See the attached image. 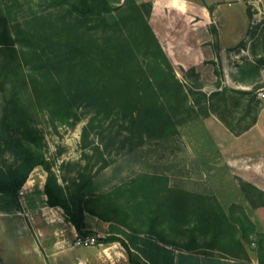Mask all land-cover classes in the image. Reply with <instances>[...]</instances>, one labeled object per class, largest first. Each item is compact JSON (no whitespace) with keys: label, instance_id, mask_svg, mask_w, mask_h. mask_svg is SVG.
I'll list each match as a JSON object with an SVG mask.
<instances>
[{"label":"rangeland","instance_id":"rangeland-1","mask_svg":"<svg viewBox=\"0 0 264 264\" xmlns=\"http://www.w3.org/2000/svg\"><path fill=\"white\" fill-rule=\"evenodd\" d=\"M110 1L122 6L126 0ZM135 1L151 3L148 24L185 84L188 99L205 96L197 112H174L176 132L166 139L142 138L140 125L123 121L116 107L101 111L82 103L76 118L61 124L51 118L44 94L28 79L27 85L17 82L15 87L38 129L39 149L76 207L146 173L167 177L169 187L193 195L195 201L201 196L206 207L228 215L244 211L256 231L250 235L249 257L259 264L256 239L264 235V207L245 200L238 179L264 191V98L259 95L264 63H256L264 60V0H170L178 6L166 9L169 0ZM154 5L160 6L156 12ZM61 9L59 0H0V17L9 24L55 20ZM62 45L67 49L68 37ZM70 56L81 59L77 52ZM4 59L0 51V62ZM252 64L260 66L258 76H245L242 67ZM4 89L0 85V114L8 97ZM209 103L205 116L203 108ZM12 161L0 152V168ZM45 178V171L35 168L21 189L20 210L0 212V264H130L118 242L102 244L88 236L92 243L77 244L83 237L63 210L46 204ZM83 184L91 187L89 194L81 190ZM86 210L88 229L97 238L106 237L110 223Z\"/></svg>","mask_w":264,"mask_h":264},{"label":"trees","instance_id":"trees-1","mask_svg":"<svg viewBox=\"0 0 264 264\" xmlns=\"http://www.w3.org/2000/svg\"><path fill=\"white\" fill-rule=\"evenodd\" d=\"M113 3L59 0L60 14L48 21L9 24L0 17V51L5 55L0 85L8 92L0 114V152L13 160L0 168V212L20 210L21 189L33 170L41 167L46 173V204L61 208L80 237L120 243L130 264H252L248 246L256 231L244 211L228 215L221 208L206 207L201 196L195 201L193 195L169 187L167 177L146 173L76 207L40 151L38 129L24 110L17 82L27 85L29 79L44 94L51 118L61 124L75 119L82 103L101 111L116 107L123 121L140 125L141 137L146 139L168 138L179 121L174 112L192 115L205 99L202 94L188 99L185 84L148 24L151 3ZM64 37H68L67 49L62 45ZM75 52L80 60L71 58ZM259 70L254 64L242 67L245 76H258ZM210 108V103L203 108L205 116ZM238 180L245 200L253 207H264V191ZM81 190L92 191L87 184ZM78 196L83 200L80 192ZM84 210L110 223L106 237L97 238L88 229ZM261 236L256 239L258 262L264 264Z\"/></svg>","mask_w":264,"mask_h":264},{"label":"built area","instance_id":"built-area-1","mask_svg":"<svg viewBox=\"0 0 264 264\" xmlns=\"http://www.w3.org/2000/svg\"><path fill=\"white\" fill-rule=\"evenodd\" d=\"M259 95L264 98V90H260ZM21 194V192H20ZM89 242H93L92 240H88V238H78L77 244H88Z\"/></svg>","mask_w":264,"mask_h":264},{"label":"crops","instance_id":"crops-1","mask_svg":"<svg viewBox=\"0 0 264 264\" xmlns=\"http://www.w3.org/2000/svg\"><path fill=\"white\" fill-rule=\"evenodd\" d=\"M174 4H175L176 6H178V5L175 3V1L173 2V1H170V0H169V2H167V5H166V6L163 5V9H166L169 5H170L171 7H173ZM159 7H160V6H158V5H154V12H156V10L159 9ZM168 9H171V8H168Z\"/></svg>","mask_w":264,"mask_h":264}]
</instances>
